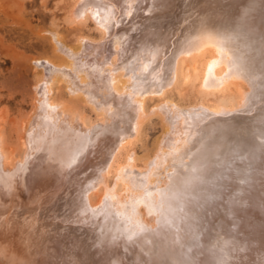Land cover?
I'll list each match as a JSON object with an SVG mask.
<instances>
[{
	"label": "bare ground",
	"instance_id": "bare-ground-1",
	"mask_svg": "<svg viewBox=\"0 0 264 264\" xmlns=\"http://www.w3.org/2000/svg\"><path fill=\"white\" fill-rule=\"evenodd\" d=\"M122 1L127 20L147 17L146 7L162 0H139L131 7ZM232 1H248L239 9L244 13L264 9V0ZM74 2L71 16L94 19L102 42L84 38L87 45L74 49L53 35L63 62L42 60L51 74L35 85L39 96L21 127L18 154L10 157L0 141V212L24 226L25 238L17 243L24 251L14 257L25 258L18 264H264V55L257 54L264 53V32L239 24L244 38L197 32L213 26L204 23L211 17L206 13L195 29L196 19L178 33L194 34L179 43L171 30L162 26L169 32L164 36L150 24L152 17L133 39L117 28L116 0ZM105 47L109 56L103 55ZM112 54L120 56L123 80L112 75ZM53 77L71 92L88 93L102 123L67 114L50 96ZM147 81L155 87L142 96ZM178 84L196 85L201 97L216 99L186 110L162 102L157 107L165 129L145 157L144 171L135 173L129 158L120 165L117 158L141 131L146 95ZM236 112H257L248 117L257 123L234 125ZM112 171L110 188L105 179ZM41 225L49 230L45 239L36 237ZM7 226L0 227L4 241ZM1 244L3 260L7 243Z\"/></svg>",
	"mask_w": 264,
	"mask_h": 264
},
{
	"label": "rangeland",
	"instance_id": "rangeland-1",
	"mask_svg": "<svg viewBox=\"0 0 264 264\" xmlns=\"http://www.w3.org/2000/svg\"><path fill=\"white\" fill-rule=\"evenodd\" d=\"M74 1L75 0H0V141L3 149L7 151L10 157H14L15 155L18 154L19 150L17 149H19L18 148V144L20 142L19 137H21L19 135H21L22 133L21 127L25 122V120H27L30 116L34 114L36 99L39 96L38 94H36L35 85H40L42 81L47 82L45 76L49 77L51 74L49 66L43 63L42 61L43 58L49 60L51 59L56 60L58 62H63L60 60V55L54 52L53 35L56 34L58 39H60V41L63 44L72 47L74 49L84 48V47H79V45L82 46L87 45V44L85 45V43L82 41V39L84 38L90 40L89 41L90 43L91 41L93 43L96 42V44H100L102 42L103 38H101V32L99 28L100 26L97 24V22H95L94 19L88 16H83V17H79V19H76L71 16V10L75 5ZM116 2L117 3L119 2L118 5L120 4L119 6L117 5L118 10L121 7L119 11L121 13L119 16V21L121 22V24H118L117 28L119 30H122L123 28L122 31H124V29L126 32L128 31L129 33L128 32L127 33L129 34V37L133 39H135L136 36L139 35L138 30L139 32L141 31V29L144 27L146 23L145 21H148L149 17H152L150 24L154 23L155 26L157 25L156 27H158L159 31H165L163 34L164 36H166L169 33V32L167 33L168 29L171 30L172 31V34L170 32L171 38L174 37V39H177L179 43L182 40H187L193 37L194 34L193 31H190L191 33L185 32L184 34L181 33L183 35L178 36V33L181 32V30L183 31L185 26L189 27V25L192 24L195 21V19H196V24L194 26V29L197 27L196 26L197 24H202L203 22L199 21V18L203 17L202 14L206 15V13H208L207 14L208 17L209 16L211 17L209 19L207 18V20H205L204 23L206 25L212 24L213 26L199 27L196 30L197 32L202 31L206 33H213V35H216L215 37L221 35H225L227 37V35L229 36L230 34H234L237 37L239 36L240 38L241 37L244 38L246 33L241 28H238L240 29L238 30L237 24H239L238 26H242V25L247 27L251 26L250 27L251 29L255 28L254 30L255 31L258 30V32H260L261 34H263L262 32H264L263 8L253 9L251 12L252 14L251 13L249 14L248 12L244 13L245 11L239 10L242 9L244 6H247L248 1L239 4L233 2L232 0H227V1L226 0H167V1L162 0L160 2H157L156 3L157 5L153 4L152 6L151 5L147 6L148 8L146 7L145 11L147 10L146 12L148 13V15L146 14L147 17L143 16L141 18L142 21L141 19L131 18L132 15H129V17L130 16L131 17L128 18L127 20L125 17L123 19L122 17L123 1L116 0ZM128 2L130 4L129 6L131 7L133 5H137L139 3V0H132V1L128 0ZM178 8L179 11H177ZM152 10L154 13L152 12ZM175 11H177L178 13ZM218 12H220V14ZM199 15L201 17H199ZM212 15L215 16L213 17ZM218 15L221 16L218 17ZM223 15L225 17L228 16L227 18H225L227 20L224 19ZM216 17H218V19ZM250 17H252L250 20L245 21ZM244 18L246 19L244 20ZM221 19H224V21ZM126 21H129L127 22L128 24L126 23ZM189 21L190 22L193 21V22L190 23ZM243 21L245 24L243 23ZM168 22L171 24H168ZM255 23H257V25ZM176 25L177 28L173 29V27H175ZM232 25L235 26L236 28L233 27ZM162 26H164V28L167 31ZM230 27L231 28L233 27L234 29L232 30ZM130 28H133L132 29L133 31ZM80 39L82 41V44L80 43ZM245 42L244 44H246ZM258 42L260 43L256 42L254 43V45L255 44L261 45V41ZM247 44L253 45L251 42H247ZM107 49L108 48L105 47V51H103V55L104 54L106 55L107 53V55L109 56L110 51ZM258 52H260L257 53L259 54L258 56L261 57L262 55H264V53L260 51V49H258ZM112 55L110 56L111 57L110 60H112L111 62L114 61L112 65L114 64L113 67L115 65L117 66V67L115 66L114 69L113 68L111 69L112 75L114 78H117L116 76H118L117 79H122L123 77L121 76L125 77L126 75L123 73L122 65L120 64L121 63L120 56L118 54H112ZM116 56L117 59L116 58L114 59V57ZM42 78L44 80L40 82ZM60 79L61 78L58 77H53L48 79L51 80L52 82V83L48 82L51 85H48L47 83V86L51 88V92H50L51 98L54 101L60 103V105L62 104L61 105L62 108L65 107L63 108V110L70 116L73 117L77 114V116H79L80 119L82 120L84 117L85 121L84 120L83 121L86 124L89 121H90L89 124H93V125L102 123L101 120L103 119V117L101 115V111L91 101V99L89 98L90 97L89 94L88 93L86 94V92L82 91L83 89L80 90V88H76L72 92L69 91L66 88V85L62 81H60ZM137 81L139 80L137 79ZM146 83H147L146 86H148L146 88L148 89L145 88V90L144 89L141 90L140 94L142 96L155 87L151 84V81L149 82L147 81ZM178 85H174L166 88L163 94L146 95L147 96L145 99L146 104H144V108H146V110L144 111V116H145L143 117L144 120L143 118H142L143 121L141 120V126H140L141 131L139 132V134L135 136L133 135L135 138L131 136V140L129 141L130 144H127L126 148L124 149L125 152L122 151L121 152L122 154L119 155V157L117 158L118 159L117 161L118 163H120V165L124 164L125 161L129 158L128 160L130 164L132 166L134 164L135 166V167L133 166V170L135 173L144 171L143 165L145 164L144 162L146 161L145 157H147L149 153L151 154L153 152V150L157 145V140L159 139L158 137H160V135L162 134V130L165 129L164 127L165 123L162 120L163 116H161L162 114L161 111L163 112V109L162 107H157L162 102L171 101L169 103L173 102L172 104H175L179 109L186 110L187 107H190L193 104H198L197 101L205 103L206 101H213L212 99L214 100L216 99L215 97L211 98L210 95L204 98L205 97L204 94H202L201 97L200 96L201 93L199 92V89L197 90L198 87L196 85H193L196 87V89L194 87L191 88L190 84H188L190 86H188L187 84L185 85L178 84ZM182 86L185 87V89L181 88ZM179 89H183V91L182 90L180 91ZM144 92L145 94H142ZM140 94L139 96L138 95L137 96L140 97L141 96ZM156 107L158 110L155 109ZM159 109H161V111ZM241 113L244 115H242ZM245 113L240 112L237 114L235 113L231 114V116L237 117V119L236 118L235 119L238 122L232 124L237 126H240V124L244 126H249L250 123L253 125L254 122L257 123V121H255L257 118L254 120L251 119L252 121L249 120L248 118L257 114V112H254L255 114L253 112L252 114L251 113L245 114ZM77 116H75L74 118H77ZM248 120L250 123L248 122ZM107 121L111 123L110 120ZM248 123L249 125H247ZM130 157L133 159L132 162L130 161L131 160ZM114 176H115V172L112 171V173L109 174L108 177L105 179L106 185L110 188L114 184V183L112 184V182L114 181ZM161 185L162 184H160V187H163ZM2 212H0V216H1L0 227L5 228L6 224L8 225L7 226L8 239H6L7 241L6 240L4 241L3 238L0 236L1 237L0 244L1 242L4 241V244L2 243L1 245L3 247H6L7 245V247L5 248L6 251H4L5 254L4 259L0 260V264H9V263L18 264V262L20 263L21 259L25 258L22 256L21 258L19 256L18 259L20 260L16 258L17 251L18 253H22L24 251V249L20 248L19 245H17V243L20 242L19 239L25 238V235L23 234L24 226H20L19 228L15 219H11L13 218V216H11L6 211H2ZM2 220L3 221L5 220L4 223ZM48 231L49 230L47 229L46 225H41L39 230L36 232V237L45 239ZM109 238L110 237H108L107 239L109 240ZM9 240L12 241V242L10 241V244L8 242ZM7 252L8 254H6ZM15 252L16 254L14 257ZM16 260H18V262ZM22 263L23 262H21V264ZM74 264H78V263L75 262ZM84 264H89V263L85 261Z\"/></svg>",
	"mask_w": 264,
	"mask_h": 264
}]
</instances>
